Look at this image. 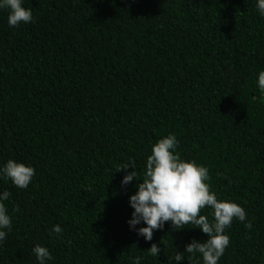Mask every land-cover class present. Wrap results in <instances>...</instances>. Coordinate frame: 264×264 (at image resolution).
<instances>
[{
  "label": "trees",
  "instance_id": "obj_1",
  "mask_svg": "<svg viewBox=\"0 0 264 264\" xmlns=\"http://www.w3.org/2000/svg\"><path fill=\"white\" fill-rule=\"evenodd\" d=\"M23 6L34 22L17 28L0 10V165L13 159L35 175L27 189L0 180L12 217L0 264H37V244L51 251L49 264H169L176 249L206 242L194 225L174 231L168 222L149 243L129 229V198L151 147L168 134L183 160L208 168L218 199L247 213L226 229L218 264H264V93L256 84L264 17L256 0ZM133 160L137 181L121 188L120 164ZM151 243L159 257L148 253ZM184 256L181 264H192Z\"/></svg>",
  "mask_w": 264,
  "mask_h": 264
},
{
  "label": "clouds",
  "instance_id": "obj_2",
  "mask_svg": "<svg viewBox=\"0 0 264 264\" xmlns=\"http://www.w3.org/2000/svg\"><path fill=\"white\" fill-rule=\"evenodd\" d=\"M23 3L24 0H0V10L8 11V25L12 28L34 22L31 8H25ZM256 10L264 17V0H256ZM256 84L260 92L264 93V70L258 72ZM178 148L179 141L174 134H168L151 147L143 181L136 184L137 191L129 198V205L133 209L131 219L127 221L129 229L149 243L153 240L154 232L162 231L168 222L174 231L194 225L191 229H199L208 239L206 242L192 240L184 246L183 253L176 249L169 264H181L185 260V253L190 254L192 264H201V259L203 264H218L230 244L226 229L234 219L244 223L247 213L233 201L218 199L208 183V168L195 161L183 160ZM134 161L120 164L119 171L125 173L121 188L137 181ZM129 168L133 170L129 172ZM34 175L33 167L13 159L0 165V180H10L19 189H27ZM10 195L7 190L0 192V245L12 230V217L4 203ZM205 207L212 210V219L201 214ZM247 226L250 228L252 225L249 222ZM51 232L59 238L62 228L56 225ZM147 251L156 258L162 249L160 244L151 243ZM32 253L37 264H49L54 259L51 251L40 244L34 246ZM131 264H142L141 257H136Z\"/></svg>",
  "mask_w": 264,
  "mask_h": 264
}]
</instances>
